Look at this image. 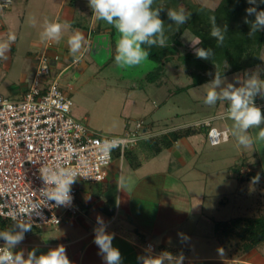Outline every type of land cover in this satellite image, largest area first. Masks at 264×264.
Masks as SVG:
<instances>
[{"label": "crops", "instance_id": "obj_1", "mask_svg": "<svg viewBox=\"0 0 264 264\" xmlns=\"http://www.w3.org/2000/svg\"><path fill=\"white\" fill-rule=\"evenodd\" d=\"M15 3L16 10L25 13L20 17L24 18L26 12L31 11L36 12L38 18L66 22L72 26L71 30L65 31L59 43L54 41L33 43L35 45L38 42L36 51L28 52L33 58L25 59L30 75H24L29 76L30 80L36 69L37 56L44 52L51 57L59 56L58 61L52 62L56 75L60 68L61 73L72 68L83 72L94 66V71L98 72L96 59L101 48L98 38L100 35L111 36L113 27L104 21L94 20L88 0H21V2L12 0L9 10L11 15L8 17L11 21L14 16L12 6ZM48 3H53V7ZM72 30H78L85 38L82 58L76 64L73 63L67 45ZM8 32L6 23L0 26V39H6ZM184 36L192 38L189 33H184ZM112 49L114 50V47ZM15 50L16 45L13 42L10 51L6 53L7 58L11 59ZM261 61L260 65L264 66L262 54ZM8 67L6 65V69ZM4 77L0 74V87L6 79ZM22 81L24 82L21 85L6 87L11 93L10 97L19 98L26 92L30 83H26L23 77ZM189 88L190 85L186 89ZM225 116L217 114L206 118L212 120L211 127L218 131H226L228 134V140L219 145L210 143L208 138L210 127H198L200 121L166 129H158L159 122L155 119L144 123L141 130L143 138L136 146L127 149L123 156L121 151L115 150V156L104 181L78 183L77 204L80 207L78 215L67 217L57 228L32 227V230L25 234L23 242L13 251H23L26 258L27 253L33 249L40 255L63 245L71 264H105L98 255L97 245L93 242L94 229L100 227L98 219H102L106 231L114 235L112 243L119 249L123 264H142L138 257L159 256L165 252L171 253L173 257L182 258V264H264V248L261 247L264 242L249 250L235 251L224 244L225 239L222 237L224 232L218 228L219 224L231 222L236 218L259 216L237 215L223 219L218 216L220 209L214 208L217 211L215 216L210 212L213 208L207 202L206 195L208 186L212 184L213 172L208 171L203 164L207 160L210 163L216 162L217 148L224 145L238 148L244 155L243 163H235L234 170H229L226 177L236 180L238 189L243 185L242 192L245 196H249L250 191L258 190V194L263 196V202L260 204H264L263 153L261 149L255 147L254 149L239 147L235 137L230 135L231 124L225 121ZM141 118L143 121L144 117ZM218 120H224V124L214 125ZM129 127L128 124L124 126L123 133L131 129ZM177 131L186 133L173 141L170 147L162 148L156 154L152 153L145 139L159 138ZM257 173L261 179L259 183H253L252 178ZM224 177L222 174L221 178ZM252 206L253 204L240 206L238 203L237 208L250 213ZM228 233L229 236L234 234ZM228 238L227 242L233 241V238Z\"/></svg>", "mask_w": 264, "mask_h": 264}, {"label": "rangeland", "instance_id": "obj_2", "mask_svg": "<svg viewBox=\"0 0 264 264\" xmlns=\"http://www.w3.org/2000/svg\"><path fill=\"white\" fill-rule=\"evenodd\" d=\"M185 2L200 3L215 9L221 0H183L182 4L175 9L182 6L186 10ZM16 4L12 6L13 21L8 18L11 15L10 8H0V26L6 23L9 28L8 36L14 34L16 37V50L13 57L2 60L3 62L0 61V74L6 78L3 87H0V92L8 97L11 96V93L6 89L8 85H21L24 82L22 77L25 78L26 83H30L29 76H26L30 74L25 59L33 58L31 55L29 56L28 52L36 51V45L38 46V42L41 41L40 33L43 31V20H46L38 18L36 12L31 11L26 12L24 18L20 17L25 13L18 12L15 8ZM48 5L53 7V3H48ZM164 13L166 14L167 10ZM169 25L172 26L168 29L170 34L179 28V25L175 24V27L174 23ZM184 33H189L192 38H186ZM8 36L6 35V39L1 38L0 42L7 41ZM99 37L98 43L101 48H99L96 59L98 72L94 71V66L83 72L72 68L61 73L62 69L60 68L55 77L72 100V117L89 126L97 135L101 137L121 135L127 124L130 126L129 128L135 130L136 123L142 121L141 117H144L143 123H148L153 119L158 120V129H166L196 121L203 123L206 118L214 117L217 114H226V101H218L212 107L203 103L205 90L202 86L214 78L217 70L221 73L228 72L230 67L226 62L224 64L209 62L206 70L192 66L187 67L183 63L182 57L187 53H194L191 41L196 36L191 31L185 30L179 36V44L174 42L170 44L165 51L168 62L166 61V65L161 68V71L159 70V75H152L154 81L148 78L150 72H153L157 66L154 62L148 60L135 68L121 69L116 65L114 58L113 61L110 60V57L115 53V43L111 45V38H114L116 42L117 34L115 33L114 36L100 35ZM35 41L38 42L33 45ZM262 51L261 54L264 58V50L262 49ZM6 65L9 66L8 69H6ZM253 72H259L260 78L264 79V66L258 65L246 71L225 76L221 87H226L228 84L240 87L242 84L237 81H243L248 74ZM194 75L209 77L210 81L186 89L194 82ZM143 114L144 116H142ZM225 121L232 123L227 119ZM223 124L224 120L214 123L216 126ZM261 127L264 128V126ZM259 130L252 129L249 133L256 135ZM260 149L264 156V148ZM215 156L217 157L216 162L210 163L207 160L203 164L208 171L213 172L212 184L208 186L206 195L207 202L213 208L210 212L216 216L217 211L214 208H219L218 214L220 215L218 216L223 219L237 215L253 217L264 214V204H260L263 202V196L258 194V190L250 191L249 196H245L242 192L244 186L242 185L238 189L237 181L226 177L229 170H234L235 163H243L244 155L238 151V148L221 145L217 148ZM222 174L225 176L224 178H221ZM195 200H197V196H195ZM238 203L240 206L253 204V208L250 213L245 212L242 208H237ZM224 244L235 251H240L243 241L234 238L233 241L230 240ZM261 247L264 248V243L261 244Z\"/></svg>", "mask_w": 264, "mask_h": 264}, {"label": "clouds", "instance_id": "obj_3", "mask_svg": "<svg viewBox=\"0 0 264 264\" xmlns=\"http://www.w3.org/2000/svg\"><path fill=\"white\" fill-rule=\"evenodd\" d=\"M238 2V0H237ZM251 5L246 11L244 23L250 26L249 37H255L257 32L264 31V10H259V5L264 0H247ZM154 0H88V6L96 21H104L111 25L117 34L115 42L116 65L121 69H130L148 62L150 50L155 47L167 46L168 37L165 34V23L160 18L159 7H153ZM254 16V20L248 17ZM167 17L176 25H183L191 18V13L181 6L179 9L169 8ZM211 29L210 37L214 38L217 45H222L225 40L227 27L217 25L216 17L209 16ZM68 23L45 20L43 31L40 33L41 41H54L59 43L65 31L71 30ZM15 35L10 34L7 41L0 42V60H6V53L10 51L11 43L15 42ZM202 43L199 36L191 41V46L198 59H212V48L196 47ZM67 45L74 63H79L85 48V38L78 30H72L68 36ZM211 75V74H210ZM224 76L216 71L214 78L203 85L205 90L203 103L209 107L215 106L218 101L227 102L226 116L230 120V135L235 137L237 145L244 149L264 148V113L255 104L256 97L264 98V79L260 78L259 72H253L237 83L242 86L236 87L228 84L221 87ZM250 129H260L255 137L249 134ZM115 146V145H113ZM41 179L45 187L41 189V195L48 201H54L57 206L67 205L71 202V186L77 179V173L66 167L43 165L39 169ZM261 177L257 173L252 178L253 183H259ZM120 185L118 184V187ZM13 220L10 228L0 230V239L4 245L0 246V264H71L66 249L63 245L50 249L47 253L36 254L33 249L25 254L23 251L13 250L23 242L25 234L32 230L29 219L12 215ZM99 228L94 229V243L97 245L98 255L105 264H123L122 256L118 248L113 246L114 235L106 231V225L102 219H98ZM142 264H182V258L173 257L171 253H163L159 256L138 257Z\"/></svg>", "mask_w": 264, "mask_h": 264}, {"label": "built area", "instance_id": "obj_4", "mask_svg": "<svg viewBox=\"0 0 264 264\" xmlns=\"http://www.w3.org/2000/svg\"><path fill=\"white\" fill-rule=\"evenodd\" d=\"M11 4L12 0H0V8L8 9ZM58 60V55L39 54L30 84L21 97L0 92V221L13 223L8 217L19 215L29 219L32 227L57 228L67 217L80 213L78 183L104 181L115 150L123 156L143 138V121L122 135L101 137L74 119L72 100L55 78L52 62ZM255 104L264 111V98L256 97ZM197 126L210 127L212 145L228 140L227 132L211 127L209 120ZM42 164L77 173L69 204L57 206L41 195L45 187L39 172Z\"/></svg>", "mask_w": 264, "mask_h": 264}, {"label": "trees", "instance_id": "obj_5", "mask_svg": "<svg viewBox=\"0 0 264 264\" xmlns=\"http://www.w3.org/2000/svg\"><path fill=\"white\" fill-rule=\"evenodd\" d=\"M183 0H154L153 7H159L163 9L160 13V18L164 21L165 34L168 37L167 46L164 48L155 47L150 50L149 60L154 62L157 66L153 72H150L149 79L154 81L152 75H159V70L168 62L167 53L165 51L169 48L172 42L179 44V36L185 31H191L195 36H199L202 43L198 47L212 48L213 57L209 60L198 59L194 53H187L182 57V61L187 67H195L200 70H206L209 62H218L229 65L228 72H222L223 76H227L232 73H239L246 71L249 68L258 66L262 63L261 52L264 47V31L257 32L255 37H249L250 26L244 23L246 16V9L251 7L247 3V0H221L220 4L215 8H209L200 3L185 2L186 12L191 13V18L186 24L179 25V28L172 34L168 32V29L173 23L168 17L166 10L169 8L175 9L182 4ZM162 3H164L162 5ZM168 8V9H167ZM259 10H264V4L259 5ZM162 15V16H161ZM214 15L218 26L227 27L225 34V40L222 45H217L214 38L210 37L209 32L211 25L209 24V16ZM249 20H254V16L248 17ZM176 27V25L174 24ZM116 33L113 28L114 36ZM112 43H115L114 38H111ZM115 53L112 56L114 58ZM167 61V62H166ZM194 75V82L190 87L199 86L205 82L210 81L209 77H202ZM160 86L161 84L158 83ZM264 113V111H262ZM189 131V129H188ZM186 132L177 131L162 137H151L145 139L149 148L153 154H156L162 150V148H168L172 145V142L185 135ZM143 140V141H145ZM138 144V143H137ZM115 155H113L114 157ZM13 223L8 220L0 221V230L12 227ZM218 228L224 232L222 236L224 241L227 242L229 236L228 232H233L229 238H235L243 241V245L240 248L242 250H249L257 244L264 242V216L257 218H236L231 222H225L218 225Z\"/></svg>", "mask_w": 264, "mask_h": 264}]
</instances>
